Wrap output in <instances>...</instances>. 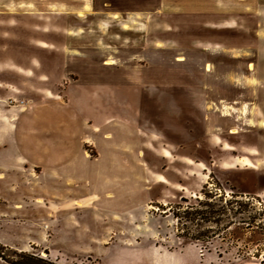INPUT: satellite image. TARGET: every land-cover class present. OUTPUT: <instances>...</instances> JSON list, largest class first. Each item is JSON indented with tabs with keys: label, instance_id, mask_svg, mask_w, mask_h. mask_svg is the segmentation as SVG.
I'll return each mask as SVG.
<instances>
[{
	"label": "rangeland",
	"instance_id": "1",
	"mask_svg": "<svg viewBox=\"0 0 264 264\" xmlns=\"http://www.w3.org/2000/svg\"><path fill=\"white\" fill-rule=\"evenodd\" d=\"M256 2L0 0V264H264Z\"/></svg>",
	"mask_w": 264,
	"mask_h": 264
},
{
	"label": "crops",
	"instance_id": "2",
	"mask_svg": "<svg viewBox=\"0 0 264 264\" xmlns=\"http://www.w3.org/2000/svg\"><path fill=\"white\" fill-rule=\"evenodd\" d=\"M258 1V3H257V6L259 5L260 7H261V4H260V0H257ZM247 2H248V0H245L244 2H242V1H240V0H237V3H238V5L237 6H244L243 4H247ZM36 2H34V3H32V2H29V3H24V4H20V3H18V5L17 6H15V8H12V9H9L10 11V13H16L15 12V10H13V9H18L17 11H19L20 13H23V14H29V12H32V13H36V12H38V13H40L41 14V16L43 15V11L41 10L42 9V7L40 6V5H36L35 4ZM41 3H43V2H40V4ZM226 3H228V2H226ZM226 3H222V4H220V5H222V8H225V7H227L226 6ZM23 14H20V15H18V16H22ZM9 16H12L13 17V15H9ZM30 17L29 15L28 16H26V15H23V17ZM43 20H42V22H46V18L47 17H45V15H43ZM109 66H111V64H109ZM41 79L43 80V82H45L46 80H49V79H47L46 78V76H42L41 77ZM26 80V79H25ZM34 80V76L33 77H31L30 78V80L29 79H27V81H29V82H31V81H33ZM49 82V81H48ZM35 89V88H34ZM38 91H35V90H31V92H29V94H35L36 96H40V93H37ZM5 93L6 94H9V93H7L6 91H5ZM4 93V94H5ZM4 94H2L1 93V91H0V96H3ZM21 95H24L25 97L26 96H28V95H26V93L25 92H22V93H20ZM10 95H12V94H10ZM174 95H176V94H174ZM13 96V95H12ZM20 95H14V97H19ZM55 98V101H56V97H54ZM58 98V97H57ZM0 102H1V100H0ZM20 108H14L13 107V109H11V112H6L7 113V118L6 117H0V124H2L3 126H2V131L0 132V136L1 137H5V135L7 136V137H10V136H14V134H17V132H18V129H17V127H15L13 124H12V122L13 123H15L16 122V117H20L21 115H24V114H26L27 112H29L30 110H32V108H29V109H26V110H19ZM1 110V109H0ZM3 111V110H2ZM5 112V111H4ZM1 114V113H0ZM9 114L11 115V116H9ZM157 114H158V112H157ZM8 117H10L9 119H8ZM161 119H163V120H165V118L164 117H162ZM13 139H15V138H13ZM19 159V158H18ZM17 162H18V164H15V167H19V168H22L23 167V163H22V160L21 159H19V160H17ZM61 167V165H58V167ZM41 166L40 165H38V168H40ZM67 167H68V165H67ZM25 168L27 169V167L25 166ZM57 170V169H56ZM5 176V175H4ZM24 201H27V199H23ZM39 200H41L42 201V203H43V201H44V199L42 198V199H36V202L38 203L39 202ZM9 201V200H8ZM19 201L18 200H15L14 201V206L18 203ZM21 203V202H20ZM25 203V202H24ZM26 204V203H25ZM39 204V203H38ZM23 209V208H22ZM21 209V210H22ZM14 210L15 211H18L17 209H15V207H14Z\"/></svg>",
	"mask_w": 264,
	"mask_h": 264
},
{
	"label": "bare ground",
	"instance_id": "3",
	"mask_svg": "<svg viewBox=\"0 0 264 264\" xmlns=\"http://www.w3.org/2000/svg\"><path fill=\"white\" fill-rule=\"evenodd\" d=\"M39 2H43V0H38ZM240 1H242V2H244L245 0H240ZM39 204H42V201L41 200H39V202H38Z\"/></svg>",
	"mask_w": 264,
	"mask_h": 264
}]
</instances>
